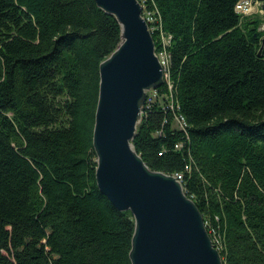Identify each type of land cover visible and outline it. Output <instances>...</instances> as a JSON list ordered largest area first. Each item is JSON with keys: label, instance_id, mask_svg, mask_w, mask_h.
<instances>
[{"label": "trees", "instance_id": "16d2710c", "mask_svg": "<svg viewBox=\"0 0 264 264\" xmlns=\"http://www.w3.org/2000/svg\"><path fill=\"white\" fill-rule=\"evenodd\" d=\"M239 1L152 0L170 88L131 145L180 175L222 264H264V20ZM118 42L93 0H0V264H130L133 221L97 190L91 147L98 64Z\"/></svg>", "mask_w": 264, "mask_h": 264}, {"label": "water", "instance_id": "95a60500", "mask_svg": "<svg viewBox=\"0 0 264 264\" xmlns=\"http://www.w3.org/2000/svg\"><path fill=\"white\" fill-rule=\"evenodd\" d=\"M119 28V42L98 64L91 147L97 190L133 221L130 264H222L202 217L171 175L151 171L131 141L144 94L163 72L136 0H93ZM264 9V0H256Z\"/></svg>", "mask_w": 264, "mask_h": 264}, {"label": "built area", "instance_id": "2783aa9c", "mask_svg": "<svg viewBox=\"0 0 264 264\" xmlns=\"http://www.w3.org/2000/svg\"><path fill=\"white\" fill-rule=\"evenodd\" d=\"M136 1H137L138 5L140 6V9H141L140 16H141L142 20L145 22L149 33H152L154 31H158L159 32L158 38L160 39L159 40L160 45L164 46L167 42L166 41L167 39L165 37H163V35L160 33V26L158 25L159 24V17L157 16L155 8L150 5V4H152V0H136ZM254 2H257V1L256 0H241L237 4H235L234 12L238 15H241V16H247L250 14L251 7H252V4ZM261 11H264V9ZM262 29H264V27ZM158 63L162 69L163 78H164L163 80L165 81V83L167 85V90H169L170 86L167 82V74H166L167 73V55L165 54L164 51L159 52ZM156 92H157V89L152 91V96H149V97L147 95L145 96L144 102H143L145 107H148L149 104L151 103V101L153 99L154 100L156 99L155 98ZM167 99H169V98L167 97ZM168 108L172 114V118H171L172 126L178 131H184L185 122L181 116L174 113L175 106L172 104V101H169ZM140 115H141V113H140ZM179 147H180V145L174 146L175 149H178ZM172 176L176 179L177 182L180 183V180H181L180 175L174 174ZM210 234L212 236V233H210ZM210 241H211L212 245L215 243L214 236L212 237V239Z\"/></svg>", "mask_w": 264, "mask_h": 264}, {"label": "rangeland", "instance_id": "374dc122", "mask_svg": "<svg viewBox=\"0 0 264 264\" xmlns=\"http://www.w3.org/2000/svg\"><path fill=\"white\" fill-rule=\"evenodd\" d=\"M247 16H250V17H253V16H258L261 20H264V11H261V3H259V2H254L253 4H252V7H251V12H250V14L249 15H247ZM264 27V25H261L260 26V29H262ZM160 39L159 38H156L155 39V41H156V43H160V41H159ZM153 42V41H152ZM153 47H154V42H153ZM154 54H155V56H156V58H157V60H158V56H159V52H155V50H154ZM164 79V78H163ZM164 81V80H163ZM155 90V89H154ZM157 90H158V88H157ZM152 91L153 90H149V91H147V92H145V94H144V98H145V96L147 95L148 97L149 96H152ZM161 93H158V92H156V96H155V98L156 99H158L157 100V102L159 103V101H160V97H161ZM152 101H154V99L152 100ZM151 101V102H152ZM172 176V175H171Z\"/></svg>", "mask_w": 264, "mask_h": 264}, {"label": "bare ground", "instance_id": "6f19581e", "mask_svg": "<svg viewBox=\"0 0 264 264\" xmlns=\"http://www.w3.org/2000/svg\"><path fill=\"white\" fill-rule=\"evenodd\" d=\"M143 107H144V103L142 104V107H141L140 113L142 112Z\"/></svg>", "mask_w": 264, "mask_h": 264}]
</instances>
